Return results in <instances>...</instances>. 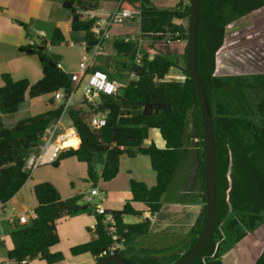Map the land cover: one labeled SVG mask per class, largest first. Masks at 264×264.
Wrapping results in <instances>:
<instances>
[{
  "label": "trees",
  "instance_id": "trees-1",
  "mask_svg": "<svg viewBox=\"0 0 264 264\" xmlns=\"http://www.w3.org/2000/svg\"><path fill=\"white\" fill-rule=\"evenodd\" d=\"M101 2L64 1V7L71 14L72 30L85 33L87 50L97 42L92 31L96 21L85 18L84 12L98 9ZM122 7L140 10V37L115 38L114 60L111 63L100 62L91 70H102L112 80H128L116 96L102 94L97 103L83 100L78 106L69 107L67 115L80 138V145H75L78 147L76 149H65L53 166H59L65 159L75 158L87 166L86 181L92 187H98L100 182H111L118 176L123 155L135 157L143 154L150 158L156 183L150 187L145 182L132 179L131 198L122 209L108 210L116 222V239L104 223L105 216L97 214L91 204L79 203L84 200V195L63 198L50 182L35 185L36 217L23 225L16 221L11 223L13 231L8 237L10 247L7 258L13 264H34L35 260L46 264L63 262L65 255L52 251L60 242L58 222L82 212L92 213L96 217L97 238L72 247L70 253L72 256L89 253L94 257L95 264L110 253L121 256L129 264H172L189 252L202 234L207 205L204 128L199 99L187 68V50L182 68L186 79L183 82L163 81L170 70L179 64L176 57L158 50L156 46L162 41L188 39V26L178 21L190 18L191 1L184 4L181 0L174 8H158L152 0H122ZM261 13H264V0H199L197 68L213 118L217 208L213 234L203 251L190 264H223L221 258L228 243L222 235V226L228 217L241 215L251 230L264 214V149L253 123L255 114L247 107L249 90L264 93V75L252 76L253 82L242 75H216L217 55L225 45L228 28ZM22 25L27 27L26 24ZM143 38L150 39L149 51L142 50L140 39ZM67 44L62 30L56 28L50 40L43 39L39 44L20 47L21 52L35 55L40 61L42 77L34 84L28 79L15 80L9 73L2 75L0 204L9 202L28 180L30 170L27 159L41 146L46 129L60 117L63 106L27 116L11 127L5 125L2 115L16 114L27 97L36 101L50 96L49 103L54 104L57 91L71 92L73 82L70 74L59 67L60 57L48 53L49 46ZM139 53L142 54L140 59ZM131 74L135 77L131 78ZM256 109L257 116L264 118V99ZM98 114H106V123L95 128L89 119ZM189 123V139H196L195 147H189L185 142ZM150 129L159 131L165 141L164 148L154 142L148 147L143 146L149 138ZM194 155L197 163L196 182L201 189V208L188 236L183 240L187 241L185 251L158 258L159 250H137L134 242L151 231L152 220L143 218V212L137 210L133 203L142 202L152 216L160 213L162 198L173 184L177 172L182 169L184 174L181 179H184ZM126 215L143 219L126 223ZM245 235L241 233L236 242ZM114 245L119 246L113 250ZM256 264H264V250Z\"/></svg>",
  "mask_w": 264,
  "mask_h": 264
},
{
  "label": "crops",
  "instance_id": "crops-1",
  "mask_svg": "<svg viewBox=\"0 0 264 264\" xmlns=\"http://www.w3.org/2000/svg\"><path fill=\"white\" fill-rule=\"evenodd\" d=\"M64 1L65 0H0V87L3 85L2 75L5 73H9L15 80L28 79L31 84L41 79L42 67L38 57L21 52L20 47L34 43L39 44L43 39L50 40L56 28L62 30L67 42H70V46H75L74 43H78L82 49L81 53L84 52L85 48L83 42L85 41V33L82 32V34H79V32L72 30L71 14L70 11L64 7ZM180 1L181 0H152L153 4L158 8H170L176 6ZM116 4L117 0H102L100 5L102 11L98 13L99 16L108 15L116 7ZM22 24H26L27 27H23ZM238 24L233 25L232 28L238 26ZM263 24L264 20L258 24H250V29L247 30L249 36H246V38L248 37L250 40L242 45V50L237 51L234 49V51L229 52L228 59L234 62L241 61L243 63L246 59H250V64H259L263 62L264 50H262L259 40L263 39L264 34L256 33L257 31H262L261 27H263ZM139 28L140 26L137 21L128 22L123 26L113 27L111 30L112 41L107 44V51L109 52L107 57H115L116 55L113 47V40L115 38H136V36L140 34ZM228 32L229 28L227 35ZM140 42L141 47L145 46L146 48V42L142 39H140ZM174 42L178 48L170 53L173 57H175L174 55L176 54L180 63H178V67H173L170 70L163 81L183 82L186 79V75L183 72L182 68L184 66L181 63L185 61L187 40L179 39ZM48 53L60 57V66L68 74L78 72L79 61L80 58H82V54L73 62L72 58L60 48L50 47L48 48ZM150 56L153 57V54H150ZM99 63L100 60L96 62V64ZM255 66L257 67V65ZM218 70L219 59L217 55L216 75L218 76L242 75L245 77H252L264 75V73L256 71L248 74L236 73L233 71L219 74ZM49 98L50 96H44L39 100L33 101L27 97L16 114L2 115L5 125L11 127L17 121L27 116L44 113L59 107L60 104L57 101H55L54 104H50ZM77 104L78 102H76V105ZM64 122L68 125L70 124V120L66 118ZM77 139V145H80L78 135ZM144 144V147L149 146ZM157 145L160 148H164L165 141L161 138L160 143ZM76 146H66V148H75ZM40 150L41 146L33 152V154H38ZM193 163L194 161L191 163L189 168L190 171L184 178V190L180 188L184 193L179 194V189V192L178 190L172 192L173 195L171 199L169 196L166 197L165 201L170 199L169 205L173 204V206L176 207L170 215H167V218L170 220L173 219L178 222L185 220L183 219V214L187 206H197L199 209L201 208V189L196 182L197 163H195V165ZM86 178V164L75 158H68L61 161L57 167L48 164L38 167L34 171H30V176L20 191L9 202L0 204V264H13V262L9 261L7 258L8 249L10 247L8 237L13 231L10 217L16 221L19 215L27 214L30 216L31 213L34 212L37 206V200L33 194L34 186L43 182H50L58 189L63 198H70L80 194H89L92 186L86 181ZM132 179L145 182L150 187L155 185L156 173L152 169L148 156L143 154H138L135 157L123 155L118 176L111 182H100L98 188L106 194L104 206L107 210L122 209L124 204L131 198L130 182ZM165 201L162 202L163 207L161 211L167 208L165 207ZM133 206L137 210L143 212V218H150L152 220L153 228V217L156 215L152 216L142 202L133 203ZM170 208L171 207H169V209ZM143 218L126 215L124 221L126 223H136L140 222ZM164 227L165 222L162 224L161 229ZM57 231L60 242L52 248V251L62 252L65 255V260L58 264H95L94 257L89 253L79 256H72L70 253L72 247L97 238L96 217L92 213L82 212L59 221ZM139 237L141 238L142 236ZM34 264L46 263L35 260Z\"/></svg>",
  "mask_w": 264,
  "mask_h": 264
},
{
  "label": "rangeland",
  "instance_id": "rangeland-1",
  "mask_svg": "<svg viewBox=\"0 0 264 264\" xmlns=\"http://www.w3.org/2000/svg\"><path fill=\"white\" fill-rule=\"evenodd\" d=\"M184 4L190 3L191 0H182ZM175 6H172L170 8H174ZM264 20V13L258 14L252 19H248L242 23H239L238 26L229 28V32L227 35V41L225 42V45L218 53V59H219V74H225L229 73L231 71L236 73H253L256 72H262L264 73V61L259 64H250V59H246L243 62H234L230 59H228L229 52H232L235 50L239 51L242 50V45H244L245 42L250 40L247 33V30L250 29V24L260 23ZM178 23H181L183 26L189 25V19H185L182 21H178ZM262 31H257V34H264V24L263 27H261ZM79 34H82V32H79ZM140 34L136 36V38H139ZM144 42H146V48L145 46L142 47V50L149 51V38H143ZM262 50H264V36L262 40H259ZM258 42V43H259ZM75 46L71 45L70 42L67 45H58L53 46L55 48H60L62 51H65L68 56H70L74 61H76L77 57L81 55L83 57L86 54V51L84 50L83 53L82 49L80 47V44L74 43ZM157 49L165 52H174V50H177V45L174 41L168 42V41H162L158 43ZM50 48V47H49ZM179 50V49H178ZM109 54V52H108ZM171 54V53H170ZM176 57V60L178 63H180L178 57L176 54L174 55ZM174 57V58H175ZM115 57H104L100 59V62L107 61L111 63L114 60ZM82 58H80L81 61ZM249 60V61H248ZM79 61V63H80ZM183 66L185 63H181ZM257 65V67L255 66ZM79 67V66H78ZM250 82H253L254 80L252 77H250ZM118 80V79H117ZM116 80V81H117ZM128 78H123L118 80L119 84L121 86H124L127 82ZM83 91V85L78 89L76 98L79 99L81 96V93ZM249 101L247 102V107L249 108L250 112L252 111L253 114V123L256 125L260 140L263 144L264 149V118L257 116V106L262 103V100L264 99V93L262 91H254L253 89L249 90L247 92ZM20 115H23L22 113H19ZM259 115V114H258ZM68 119V117H66ZM191 134V123H189L188 130L186 132V139L185 142L189 145V147H195L196 139H189V135ZM161 135L158 130L156 129H150L149 131V139L145 141L144 145H150L152 142H154L156 145L160 143L161 141ZM158 146V145H157ZM194 151V150H193ZM194 161V165L196 163L195 155L194 158L190 161L191 163ZM189 162V161H188ZM53 165V164H50ZM186 165V164H185ZM184 165V166H185ZM182 166V168H184ZM42 167V166H40ZM181 168V167H180ZM190 169H188V172ZM182 174H184V171L179 169L177 172L176 178L171 185L168 192L163 196L162 202L166 200V197L169 196V198H172L173 193L179 189L183 188L184 180L181 179ZM190 174V173H189ZM186 183V182H185ZM183 185V186H182ZM178 186V187H177ZM187 186V185H186ZM185 186V187H186ZM180 189L179 194H183L182 190ZM184 190V188H183ZM187 190V189H186ZM177 192V193H178ZM176 193V194H177ZM178 194V195H179ZM171 195V196H170ZM170 199L166 202L167 208L163 209L160 213L156 214L154 216L153 221V228L151 232L148 235H143L141 238L138 237L137 241L135 242V248L137 250L142 249H156L159 250L160 253H158L156 256L160 258L163 255L166 254H172L174 252H184L185 251V243L183 240L188 236L190 229L192 225L195 223V220L199 214V207H189L187 206L185 208L184 214H183V220L182 222L175 221L173 219L167 218V215H170L173 211L175 206L173 204L169 205ZM98 200L95 199V203H97ZM168 202V203H167ZM93 209L95 208L94 205L91 206ZM169 207H171L169 209ZM239 216V217H238ZM168 221V222H166ZM165 222V227L161 229L162 224ZM222 229V235L227 240V248L225 250V253L223 254L221 260L223 264H256L257 260L259 259L261 253L264 250V214L262 217V220L257 224V226L254 229H249L246 224L244 223V218L241 215H231L228 217L226 222L223 224ZM246 234L244 237L240 239V241L236 240L238 239L240 234ZM176 248H173V247Z\"/></svg>",
  "mask_w": 264,
  "mask_h": 264
},
{
  "label": "built area",
  "instance_id": "built-area-1",
  "mask_svg": "<svg viewBox=\"0 0 264 264\" xmlns=\"http://www.w3.org/2000/svg\"><path fill=\"white\" fill-rule=\"evenodd\" d=\"M101 6L96 10H89L84 12V17L95 20V25L92 29L97 42L87 50L86 40L83 42V46L86 50V54L82 57L78 72L70 74V78L73 82V88L69 94H66L64 90H59L55 93L54 99L60 105L63 106V111L60 117L46 129L43 137L41 150L38 154L31 153L27 159V166L30 171H34L36 168L53 164L60 156V154L67 149L65 146L66 141L71 137H77V133L70 124H66L64 119L68 117V109L70 106L79 105L83 100H87L91 103H97L102 94L109 96H116L120 92L122 87L118 81L112 80L109 75L102 70L92 71V66L96 65V62L101 58L108 56L107 44L112 41L111 30L115 26H123L128 22L140 20V10L129 9L122 7V0H117L116 7L106 16H99L101 12ZM171 42V41H168ZM141 53L138 54V59L141 58ZM151 57V56H150ZM59 67L60 64H59ZM131 78L135 75L131 74ZM83 85V91L79 97V101L76 98L78 89ZM69 120V118H68ZM89 122L91 126L100 128L106 123V114H98L90 117ZM95 199L98 200L95 203ZM106 201L105 192L101 191L98 187H92L89 194L84 195L83 202L94 205V209L97 214L103 215L104 223L108 226L109 231L112 233L113 238H117V228L114 217L104 206ZM36 217L35 212H32L30 216L27 214L19 215L16 222L19 224H27L31 219ZM10 222L15 220L10 217ZM119 245H114L113 250Z\"/></svg>",
  "mask_w": 264,
  "mask_h": 264
},
{
  "label": "water",
  "instance_id": "water-1",
  "mask_svg": "<svg viewBox=\"0 0 264 264\" xmlns=\"http://www.w3.org/2000/svg\"><path fill=\"white\" fill-rule=\"evenodd\" d=\"M198 20H199V0H191V15L188 25L187 39V68L193 79L199 99L201 116L204 128L205 143V195L207 213L202 234L196 245L179 260L172 264H190L203 251L209 242L216 222L217 208V180H216V151L213 118L210 113L205 90L200 79L197 68V45H198ZM80 139V138H79ZM80 204L83 201H79ZM129 264L121 256L110 253L99 264Z\"/></svg>",
  "mask_w": 264,
  "mask_h": 264
},
{
  "label": "bare ground",
  "instance_id": "bare-ground-1",
  "mask_svg": "<svg viewBox=\"0 0 264 264\" xmlns=\"http://www.w3.org/2000/svg\"><path fill=\"white\" fill-rule=\"evenodd\" d=\"M78 143L77 137L71 136L65 143V146H75Z\"/></svg>",
  "mask_w": 264,
  "mask_h": 264
}]
</instances>
